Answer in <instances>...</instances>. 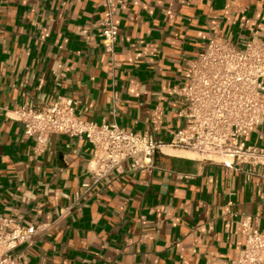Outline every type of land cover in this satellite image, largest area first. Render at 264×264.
Masks as SVG:
<instances>
[{"label": "crops", "instance_id": "1", "mask_svg": "<svg viewBox=\"0 0 264 264\" xmlns=\"http://www.w3.org/2000/svg\"><path fill=\"white\" fill-rule=\"evenodd\" d=\"M101 0H0V218L41 226L24 264H233L240 221L264 233V171L163 147L151 167L94 182L92 145L51 134L42 151L12 110L57 96L99 124L169 143L182 119L173 89L210 40L264 41V0H126L113 56L102 44ZM113 63L115 64L113 66ZM117 64V65H116ZM246 143L264 147V123Z\"/></svg>", "mask_w": 264, "mask_h": 264}, {"label": "built area", "instance_id": "2", "mask_svg": "<svg viewBox=\"0 0 264 264\" xmlns=\"http://www.w3.org/2000/svg\"><path fill=\"white\" fill-rule=\"evenodd\" d=\"M101 1L102 44L113 56L119 34L114 7L126 0ZM186 63L187 81L173 89L181 103L177 115L182 122L167 144L152 134L127 130L115 123L84 120L67 96H57L42 110L26 106L13 109V118L24 124L26 137L36 138L37 151L45 148L51 134L87 140L93 147L89 172L94 182L114 172L122 173L125 162L135 171L151 167L163 147L191 152L232 170L247 166L249 177L261 174L264 147L248 145L245 139L264 123V41L250 40L239 47L229 41L210 40ZM240 225L245 243L233 264H264V233L251 216L244 215ZM40 228L20 216L0 218V264H24L26 257L20 248Z\"/></svg>", "mask_w": 264, "mask_h": 264}, {"label": "rangeland", "instance_id": "3", "mask_svg": "<svg viewBox=\"0 0 264 264\" xmlns=\"http://www.w3.org/2000/svg\"><path fill=\"white\" fill-rule=\"evenodd\" d=\"M197 156V155H196Z\"/></svg>", "mask_w": 264, "mask_h": 264}]
</instances>
